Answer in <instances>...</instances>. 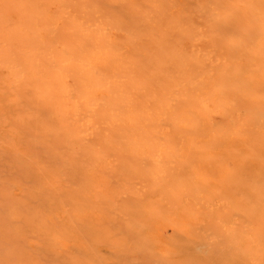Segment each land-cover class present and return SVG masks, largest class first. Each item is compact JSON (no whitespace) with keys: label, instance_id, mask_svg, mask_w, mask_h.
Wrapping results in <instances>:
<instances>
[{"label":"bare ground","instance_id":"obj_1","mask_svg":"<svg viewBox=\"0 0 264 264\" xmlns=\"http://www.w3.org/2000/svg\"><path fill=\"white\" fill-rule=\"evenodd\" d=\"M0 264H264V0H0Z\"/></svg>","mask_w":264,"mask_h":264}]
</instances>
